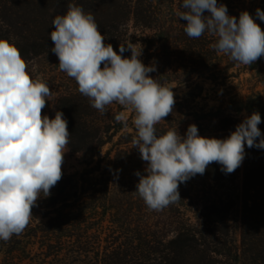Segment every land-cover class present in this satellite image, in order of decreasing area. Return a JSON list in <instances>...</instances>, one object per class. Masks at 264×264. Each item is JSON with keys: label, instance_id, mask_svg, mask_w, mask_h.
Masks as SVG:
<instances>
[{"label": "clouds", "instance_id": "1", "mask_svg": "<svg viewBox=\"0 0 264 264\" xmlns=\"http://www.w3.org/2000/svg\"><path fill=\"white\" fill-rule=\"evenodd\" d=\"M177 17L186 21L184 32L198 39L205 33L215 37L210 45L232 61L251 65L264 56V29L247 11L237 19L217 0H181ZM207 13V14H206ZM264 20V10L257 8ZM52 52L59 69L73 78L78 91L100 113L118 103L132 110L136 131L133 147L147 162L136 192L149 210L161 211L180 197L179 185L212 163L232 173L245 158V144L264 149V134L258 125L261 115L245 116L227 138L202 136L195 123L184 135L169 129L157 135L156 125L173 112V87L161 84L145 65L142 50L120 44L117 52L99 29L95 17L77 4L69 3L63 15L52 21ZM127 50L131 56H124ZM103 65V67L101 66ZM53 91L42 78H33L19 48L0 38V240L20 235L30 223L32 208L41 196L62 178L64 153L70 132L62 111L50 117L42 113ZM115 120L128 127L129 114L120 111ZM259 138V139H257Z\"/></svg>", "mask_w": 264, "mask_h": 264}, {"label": "trees", "instance_id": "2", "mask_svg": "<svg viewBox=\"0 0 264 264\" xmlns=\"http://www.w3.org/2000/svg\"><path fill=\"white\" fill-rule=\"evenodd\" d=\"M69 3L74 1L0 0V38L15 44L26 62L49 51L54 47L51 21L65 14ZM77 4L92 15L105 14L106 20L97 24L110 37H105L106 44L119 52L124 42H140L147 54L144 63L150 65L158 39L147 30L163 20L164 7L156 9L152 0H77ZM171 4L174 7L175 2ZM52 7L58 14H49ZM14 14L26 22V32L14 30ZM233 15L238 19L240 13ZM133 29L143 30L144 35L133 40ZM209 36L188 37L195 40L193 52L187 54L189 64L196 67L212 61L211 54L219 57L217 51L203 46ZM59 108L68 122L69 147L81 153L84 168L63 173L50 195L41 196L33 206L34 215L24 231L7 242L0 240V264H238L241 257L249 264H264V151L258 150L255 156L254 147L247 146L244 181L206 205L204 229L185 227L168 237L159 228L127 224L126 205L116 195L117 161L112 147L104 152L124 126L112 125L108 112L91 107L81 93L63 96ZM239 123L234 114L221 116L218 131L222 133L217 138H227ZM260 130L264 133V128ZM232 173L223 172L214 162L204 174ZM237 228L242 251L230 235Z\"/></svg>", "mask_w": 264, "mask_h": 264}, {"label": "rangeland", "instance_id": "3", "mask_svg": "<svg viewBox=\"0 0 264 264\" xmlns=\"http://www.w3.org/2000/svg\"><path fill=\"white\" fill-rule=\"evenodd\" d=\"M73 1L77 4V0ZM152 1L156 9L164 7V15L163 20L154 23L153 29L147 30L151 37L158 39L157 51L151 53L153 59L149 61L150 65L155 64L156 70L150 75L161 84L171 85L176 101L173 112L156 125L157 135L163 134L169 129H175L178 134L184 135L189 125L195 123L200 135L219 137L222 133L218 131L221 116L234 114L241 123L245 116L251 115L254 111L260 113L259 127L264 128V56L251 65H243L232 61L225 54L218 53L219 57H216L209 53L211 55L208 57L213 56L215 59L206 60L195 67L189 64L190 59L187 57L189 52H193L191 49H194L195 40L191 42L184 35L185 21L180 20L176 14L177 10H180L181 0ZM172 2H175L174 7ZM217 2L225 4L230 15L247 10L264 29V20L259 19L256 14L257 8L264 10V0H217ZM231 6L234 7L233 13ZM56 13L54 7L49 10L50 15ZM93 16L96 22L106 20L103 18L105 14L102 17L97 14ZM11 20L16 25L14 27L16 32H26L28 29L26 22L23 24L16 14L11 16ZM129 22L131 25L134 23L132 20ZM122 25L121 22V27H123ZM51 30H53L52 24ZM130 35L133 36V40H136L137 36L144 35V32L133 29ZM104 36L107 39L110 38L106 33ZM204 42L203 46L206 45L205 48H208L215 42V37L209 36L208 40L205 39ZM128 43L130 42L123 44ZM133 45L138 52L143 49L140 42ZM212 50L214 51V49ZM123 55L131 56V51H125ZM145 56L147 54L142 50L140 59L143 63ZM26 64L30 75L33 78H42L53 91L54 99L46 102V107L42 110L43 114L54 118L55 112L61 111L59 107L63 96L80 93L76 81L59 69V59L52 49L32 57ZM101 66L103 67V65ZM106 111L111 116L114 126H123L115 120L116 113L126 111L129 114L128 127H124L115 137L113 143L107 144L104 148L105 152L112 147V158L117 161L118 173L115 175L118 188L116 195L126 205L127 224L159 228L168 237L183 231L185 227L204 229L203 214L207 211L206 205L212 200H218L224 192H231L232 188L241 186L244 181L246 144L245 158L241 166L232 174H197L179 185L181 198L178 201L161 211L149 210L136 192L139 177L135 173L137 171L143 173L147 162L141 159L138 148L133 147L136 131L132 123V110L113 103L106 106ZM258 150L264 151V149L254 147L255 156H257ZM80 157L81 153L72 151L68 145V149L64 153L62 173L81 171L84 165L80 162ZM212 177L221 179L214 180ZM119 198L115 200H120ZM38 219L41 220L42 217L38 216ZM234 225L237 226L236 222ZM230 235L231 237L235 236L236 243L242 251L239 228L236 231L232 229ZM55 260L54 258L51 261ZM249 262L251 261L241 257L238 264H249Z\"/></svg>", "mask_w": 264, "mask_h": 264}]
</instances>
